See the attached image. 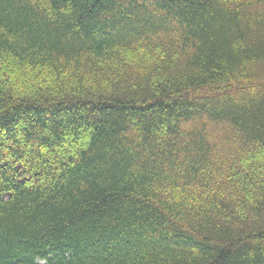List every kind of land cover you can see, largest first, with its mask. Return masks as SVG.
Wrapping results in <instances>:
<instances>
[{
    "label": "trees",
    "instance_id": "obj_1",
    "mask_svg": "<svg viewBox=\"0 0 264 264\" xmlns=\"http://www.w3.org/2000/svg\"><path fill=\"white\" fill-rule=\"evenodd\" d=\"M0 264H264V0H0Z\"/></svg>",
    "mask_w": 264,
    "mask_h": 264
}]
</instances>
